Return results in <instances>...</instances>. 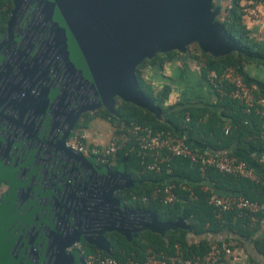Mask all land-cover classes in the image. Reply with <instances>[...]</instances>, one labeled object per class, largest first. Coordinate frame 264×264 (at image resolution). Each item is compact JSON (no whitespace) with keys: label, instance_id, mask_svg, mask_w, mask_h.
Instances as JSON below:
<instances>
[{"label":"water","instance_id":"95a60500","mask_svg":"<svg viewBox=\"0 0 264 264\" xmlns=\"http://www.w3.org/2000/svg\"><path fill=\"white\" fill-rule=\"evenodd\" d=\"M222 3L223 0H12L4 46H13L17 80L29 76L34 84L56 73L64 81L66 89L61 92L60 102L57 99V107L74 111L64 115L68 118L62 127L65 139L81 113L100 108L112 112L116 100L159 117L153 102L138 88L136 68L143 61L172 51L184 53L191 44L213 57L238 51L215 20L224 13ZM50 99L52 96L45 100L47 107ZM55 151L61 163L88 168L89 182L69 191L60 174H53L54 180L44 170L46 185L37 190L49 202L40 204L38 200L14 219L20 218L31 230L38 224L46 227L41 236L45 241L54 228L58 229L59 255L64 263L71 260L62 247L74 240L111 255L104 237L107 233H119L133 242L143 231L164 235L176 227L160 223L151 210L129 209L116 197V192L138 185L126 174L124 161L110 171L73 152L65 142L62 151ZM52 198L54 203L50 202ZM22 259L33 264L20 255L13 261L24 264ZM75 262L85 264L82 259Z\"/></svg>","mask_w":264,"mask_h":264},{"label":"trees","instance_id":"16d2710c","mask_svg":"<svg viewBox=\"0 0 264 264\" xmlns=\"http://www.w3.org/2000/svg\"><path fill=\"white\" fill-rule=\"evenodd\" d=\"M243 1H249L253 5L263 3L264 0H223L225 9L222 18H215L239 49L227 55L213 57L197 50L186 53L191 58L202 63V76L210 79L213 74H220L228 67H232L247 83H252L243 74V68L249 64L264 66V45L256 42L250 31L244 24L247 16L242 12ZM12 10V0H0V40L6 33V24ZM177 54L176 51L165 54H157L151 59L143 61L136 68V78L139 90L146 98L151 100L159 111V117L145 109L135 105L116 100L112 112L99 109L93 113H85L78 126L81 130H87L95 119L107 121L111 125L120 123H137L146 125L153 131H166L174 135L185 136L187 141L201 151L212 153H226L237 157L247 163L253 169L258 181L237 177L231 174H223L215 169H207L201 176L197 166H191L187 159L176 158L171 162V173L157 174L148 171L137 156L134 144L128 143L115 157V164L111 169H116L124 161L125 172L138 185L133 188L116 192V197L121 199L129 209L151 210L160 223H167L176 227L168 229L165 234L143 231L133 242L119 233H107L111 248V255L118 261L128 259L143 264L149 253L172 255L174 247L179 244L184 256L190 259L201 258L215 242L235 240L243 248L246 239L255 243V248L264 257V239L254 238L264 216L250 226L249 221L241 218L238 212L233 211L216 219L213 209L208 205L209 192L201 190L203 186L214 189L220 195H243L250 200L264 201V163L257 161L264 154V116L254 112L246 113L244 106L228 95L218 96L217 107L204 108L195 105H166L167 91L155 92L140 75L139 69L149 62L163 64ZM163 57V58H161ZM245 77V78H244ZM226 92L232 89L227 84L222 87ZM188 118V120H187ZM229 130L226 133V127ZM239 151L251 154L249 159H243L238 155ZM149 159L145 160V163ZM167 183L186 184L193 189L194 198H190L188 192L177 189L181 201L172 205L161 202L162 187ZM136 196V199H133ZM146 201L143 202L142 199ZM196 242H193V240ZM87 250L96 252L93 246H87ZM254 264H259L250 259Z\"/></svg>","mask_w":264,"mask_h":264},{"label":"flooded vegetation","instance_id":"af4514ba","mask_svg":"<svg viewBox=\"0 0 264 264\" xmlns=\"http://www.w3.org/2000/svg\"><path fill=\"white\" fill-rule=\"evenodd\" d=\"M6 38L7 29L0 40V264H15L13 259L16 255L29 259L33 264H53L55 261L62 264L58 229L54 228L50 238L45 241L41 236L46 227L38 224L31 230L32 227H28L20 218L15 220L14 216L24 215L26 206L34 205L38 200L37 203L47 204L46 197L38 193L40 189L37 190L38 186L46 185L44 170L49 171L48 177L54 180L57 179L53 174H60L61 181L66 183L69 191L89 182L91 173L88 168L61 163L55 150L62 151L64 142L81 130L78 124L85 113L99 109L81 113L64 139L62 127L68 119L64 115L69 112L74 114L70 108L68 111L57 107V99L60 102L66 89L64 81L56 73L34 84L29 76L17 80L13 73V46H4ZM51 96L47 107L45 100ZM47 127H50L48 132ZM54 201V198L50 199L51 203ZM87 246L91 245L76 240L63 246L65 256L71 260L64 264H79L74 260L80 259L84 261V253L91 252Z\"/></svg>","mask_w":264,"mask_h":264},{"label":"built area","instance_id":"2783aa9c","mask_svg":"<svg viewBox=\"0 0 264 264\" xmlns=\"http://www.w3.org/2000/svg\"><path fill=\"white\" fill-rule=\"evenodd\" d=\"M259 5L264 6L263 3ZM242 12L249 18L257 19L260 13L252 3L244 6ZM212 87L220 95H228L238 100L246 113L254 112L264 116V92H259L252 84L247 83L232 67L226 68L220 74H213L209 79ZM231 85L232 89L226 92L223 85ZM188 120V118H187ZM112 134L107 142L95 141L87 130H80L72 135L65 143L66 147L85 158L93 160L99 168L111 169L115 164V157L128 143H133L137 156L142 160L148 171L160 174L171 173V162L176 158L187 159L191 166H197L201 176L207 169H215L223 174H231L237 177L258 181L252 168L246 162L226 153H212L201 151L191 145L185 136L174 135L166 131H153L146 125L137 123H120L111 125ZM229 126L226 127V133ZM149 159L145 163V160ZM264 163V154L257 159ZM188 192L190 198H194L193 189L186 184L176 185L167 183L162 187L161 202L172 205L181 201L177 189ZM201 190L209 192L208 205L212 207L216 219L220 220L233 211L238 212L241 218L254 225L260 216H264V201L250 200L243 195H220L214 189L203 186ZM133 196V199H136ZM146 201L145 198L142 199ZM78 245L79 244H75ZM239 244L235 240L215 242L210 245L208 251L199 259H190L184 256L179 244L174 247L172 255L149 253L143 264H254L248 260H241L236 254ZM85 264H140L133 260L118 261L112 256L96 250V252L84 253Z\"/></svg>","mask_w":264,"mask_h":264},{"label":"crops","instance_id":"0c3cea01","mask_svg":"<svg viewBox=\"0 0 264 264\" xmlns=\"http://www.w3.org/2000/svg\"><path fill=\"white\" fill-rule=\"evenodd\" d=\"M242 4L247 6L250 2L243 1ZM225 5V2H223L222 6L224 8ZM255 6L260 13V17L257 19L247 17L244 19V24L250 31V36L256 42L264 45V6L259 4ZM222 15L219 17L222 18ZM139 73L155 92L167 91L166 105H197L204 108H213L220 112L217 107L218 96L209 79L203 78L200 62L188 56L186 52H177L171 58L164 60L163 64L156 61L146 63L139 69ZM243 74L259 92H264V66L246 65L243 68ZM112 130L110 123L95 119L90 123L87 132L93 140L107 142L111 137ZM238 155L243 159H249L251 156L250 153L245 151H239ZM254 238L264 239V219L257 232L253 234ZM193 242H196V240L194 239ZM243 246L242 248L239 245L236 251L241 260L250 261V259H254L259 264H264V257L255 248L252 239L251 241L246 239Z\"/></svg>","mask_w":264,"mask_h":264},{"label":"rangeland","instance_id":"374dc122","mask_svg":"<svg viewBox=\"0 0 264 264\" xmlns=\"http://www.w3.org/2000/svg\"><path fill=\"white\" fill-rule=\"evenodd\" d=\"M189 47V49H190V51H193V52H195V51H197V50H200V48H199V46L198 45H196V44H191L190 46H188ZM201 51V50H200ZM201 52H203V51H201ZM201 65H202V63H200ZM107 122V121H106ZM118 168V167H117Z\"/></svg>","mask_w":264,"mask_h":264}]
</instances>
